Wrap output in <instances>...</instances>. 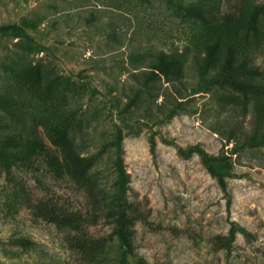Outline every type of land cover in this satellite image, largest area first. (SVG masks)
<instances>
[{
    "label": "rangeland",
    "instance_id": "374dc122",
    "mask_svg": "<svg viewBox=\"0 0 264 264\" xmlns=\"http://www.w3.org/2000/svg\"><path fill=\"white\" fill-rule=\"evenodd\" d=\"M243 1L208 5L203 35L264 63V0L248 20L239 16ZM197 4L206 10L205 0ZM169 11L161 0H0V23H17L36 41L20 42L17 27L0 32V264L68 257L62 238L74 232L58 225L57 205L82 209L80 253L88 258L109 232L102 216H88L101 201L82 176L85 165L72 163L67 175V121L56 100L70 81L96 134H119L135 207L130 235L149 264H264V127L252 103L239 94L235 105L191 75L183 90L152 77L151 88L141 85L148 98L124 106L138 81L132 71L147 69L128 52L181 49L190 38ZM27 59L54 66L45 88Z\"/></svg>",
    "mask_w": 264,
    "mask_h": 264
},
{
    "label": "trees",
    "instance_id": "16d2710c",
    "mask_svg": "<svg viewBox=\"0 0 264 264\" xmlns=\"http://www.w3.org/2000/svg\"><path fill=\"white\" fill-rule=\"evenodd\" d=\"M161 1L165 9L171 10L169 15L176 17L190 32V38L181 49L176 47L167 50L154 44H148L138 51L128 52L129 59H145L147 69L142 71V74L132 71L138 81L132 85V92L126 95L124 106L128 104L131 106L139 98H148L141 94V88H151L152 77H163L165 82L172 85L177 82L181 84L178 90H183L186 82H189L188 77L196 75L200 79L198 84L202 86L213 84L224 89L222 95L227 96L235 105H239V94H242L252 103L260 121V127H264V80L247 76L248 74L264 75V63L256 64L249 61V59H255V55H242L233 44L227 43L222 46L217 37L203 35V21L207 18L206 14L212 12L209 6L216 5V0H205L206 10L197 4V0ZM243 2L242 6L245 10L239 13V16L243 20H248L253 17L258 2L256 0H244ZM15 27L20 30V42H36L29 33L14 22L0 23V32ZM18 43L14 44L18 45ZM19 54V51L15 50L7 57L13 60V56ZM22 56H26V53ZM27 62L45 88L47 83L45 76L48 73L55 74L54 66L42 59H27ZM71 85H75L74 81L68 82V85L63 87L61 94L63 99L56 100L62 102L67 121L65 137L70 143L65 158L68 163L67 175L68 177L73 175L70 168L72 163L80 162L85 165L82 176L101 201V205L91 206L88 209V216L91 218L102 216L109 225V232L98 238L97 250L88 258L80 253V233L84 228L86 229L82 226L81 220L84 219L82 209L58 207L57 205L55 207L62 221L58 225L65 233L73 231L74 234H71V238H62L69 252L68 257L61 261L52 260L46 263L149 264L148 259L138 252L134 238L130 235L133 229L130 227L132 225L131 215L135 207L127 193V173L120 154L119 134H112L111 127L106 129L103 137L96 134L97 126L93 123L94 117L80 105L81 98L76 90L70 87ZM195 86L197 84H192L190 88L194 89ZM150 93L152 92L149 91L147 95ZM179 94L182 92L179 91ZM180 97L183 96L180 95ZM174 111L175 107L172 106L163 107L161 112L164 117H167ZM41 145L49 149L48 145L43 143ZM93 145H98V147L92 149ZM55 160L60 161L56 154ZM210 170L213 169L210 168ZM110 180L111 183H109ZM17 240L21 244L31 241L24 237Z\"/></svg>",
    "mask_w": 264,
    "mask_h": 264
}]
</instances>
